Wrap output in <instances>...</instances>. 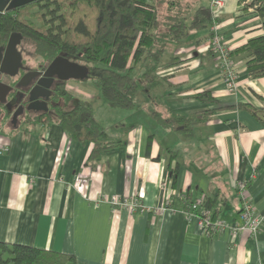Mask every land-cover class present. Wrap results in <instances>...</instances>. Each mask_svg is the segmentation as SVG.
<instances>
[{"label": "crops", "instance_id": "1", "mask_svg": "<svg viewBox=\"0 0 264 264\" xmlns=\"http://www.w3.org/2000/svg\"><path fill=\"white\" fill-rule=\"evenodd\" d=\"M209 2L152 0L158 6V23L150 29L154 59L146 66L129 60L128 66L138 77L157 66L156 78L144 95L137 93L134 109L114 119L112 128L104 126L123 146L94 164H88L93 144L70 139L56 123L0 120L1 242L72 254L80 264H264V125L244 110L225 107L264 108V76H248L251 54L245 50L264 29L256 10L224 0L211 13L210 26L184 29L176 39L168 35ZM214 33L235 67V93L227 91L219 61L209 52ZM86 91L80 94L89 97ZM201 92L212 100H199ZM181 116L204 122L187 127ZM169 158L177 168L174 187ZM249 179L246 195L259 218L255 235L207 236L200 210H188L181 195L202 197L218 219L239 223L236 184ZM113 194L138 196L150 210H117L107 200L94 206L98 197Z\"/></svg>", "mask_w": 264, "mask_h": 264}, {"label": "trees", "instance_id": "2", "mask_svg": "<svg viewBox=\"0 0 264 264\" xmlns=\"http://www.w3.org/2000/svg\"><path fill=\"white\" fill-rule=\"evenodd\" d=\"M240 3L245 9L256 7L264 29V0H240ZM157 7L152 0H37L32 6L22 7L15 17L1 12L0 33L6 39L11 32H20L35 42L47 59L64 53L87 66L90 71L87 79H93L104 102L110 107L128 111L137 106L139 90L143 86L144 89L152 86L156 78L157 66H147L138 77L128 62L141 60L146 66L147 61L154 59L156 41L150 29L158 23ZM211 24L209 7L200 6L188 24L180 20L178 25L171 27L168 35L176 39L182 36L184 29L196 31ZM245 50L251 54L246 66L248 76L263 77L264 35L251 39ZM209 52L212 54L211 49ZM173 63L177 62L173 60ZM197 98L203 102L212 100L206 92L199 93ZM72 99L73 94L66 84L57 85L52 113L42 114L32 121L56 123L70 139L80 143L91 142L94 146L88 159L91 165L102 153L123 146L122 140L113 138L99 123L90 102L79 100L71 107ZM225 107L244 110L264 125V108L246 103ZM178 120L187 127L204 122L201 116H181ZM148 147L150 140L147 154ZM170 163L171 158L167 164L168 180L174 187L177 168H171ZM207 209L211 210L210 205ZM212 212L217 218V211ZM0 264L80 263L72 254L0 241Z\"/></svg>", "mask_w": 264, "mask_h": 264}, {"label": "built area", "instance_id": "3", "mask_svg": "<svg viewBox=\"0 0 264 264\" xmlns=\"http://www.w3.org/2000/svg\"><path fill=\"white\" fill-rule=\"evenodd\" d=\"M224 0H210L209 9L210 12L213 13L217 9L223 7ZM251 10L255 11L256 7H251ZM214 29V26H213ZM212 53L216 55L220 69L223 82L227 88V91L230 93H235L237 90V74L235 67L233 66L229 50L227 47L221 42V39L214 33L210 48ZM5 152L4 148H0V155ZM249 180L239 181L236 184V190L239 195L240 200V212H239V223L231 222L228 223L225 220H221L218 218H214L211 211L207 208H204V198H198L194 201L188 197L190 196L187 193L181 195V198L184 201H188L187 209L197 212L200 210L199 224L202 228V231L207 236H216L220 233H228V234H241L245 231L249 232L250 235H255L258 230L259 218L256 212L255 207L249 200L246 195L247 183ZM30 182H33L30 179ZM170 195H175L174 192H170ZM107 200L113 209L129 211L131 213L136 212H144L148 211V209L144 204L141 198L138 196H119L116 194L106 196H100L96 200L94 206L96 207L99 203Z\"/></svg>", "mask_w": 264, "mask_h": 264}, {"label": "water", "instance_id": "4", "mask_svg": "<svg viewBox=\"0 0 264 264\" xmlns=\"http://www.w3.org/2000/svg\"><path fill=\"white\" fill-rule=\"evenodd\" d=\"M34 2L35 0H0V13L10 12L17 8L28 6ZM16 36L18 37L19 34L12 33L7 41L6 46L0 48V75L4 74L13 77L17 74L19 69H23L21 55L17 50V44L14 40ZM7 68H11L12 71H8ZM89 74L90 71L87 66L79 65L75 62H70L63 57H57L48 66L44 77H50L51 80V78L55 76L59 81H83L89 77ZM24 77L26 76H23V80ZM23 80L17 84V87L23 88L29 86V89L26 92L28 96V104L25 107L24 111L40 114L38 116H41L42 114H51L52 112L48 107L45 95L36 94L37 90L47 91L48 86H45L40 79L33 86L30 85L31 81L23 82ZM11 90L12 87L9 84L0 81V104L2 105L1 109L3 112H7V114L9 110L3 104L7 102V97ZM17 114V112H14L13 117H16Z\"/></svg>", "mask_w": 264, "mask_h": 264}, {"label": "flooded vegetation", "instance_id": "5", "mask_svg": "<svg viewBox=\"0 0 264 264\" xmlns=\"http://www.w3.org/2000/svg\"><path fill=\"white\" fill-rule=\"evenodd\" d=\"M37 0H35L34 3L28 5L32 6L36 4ZM25 6V7H28ZM18 10H13L10 12H3L5 14L10 15L11 17H15L21 8H17ZM62 14V11L59 13ZM12 33H17L19 36L15 37V43L17 44V50L19 51L21 55V62L23 69H19L17 74L13 77H10L8 75L1 74L0 75V81L9 84L12 87V90L10 91L8 97H7V102L3 105L7 107L8 114L7 112H3L1 109V104H0V120H3L5 117L11 121V123H14L15 121H25V120H30L32 117H39L37 113L33 112H27L24 111L25 107L28 104V96H27V90L29 89V86L19 88L17 87V84L22 81L23 76L24 80L23 82H28L31 81L30 85H35L36 82L40 79L45 86H48L47 91H39L37 90L36 94H44L46 102L48 103V107L51 110L52 105L55 104V94H56V86L57 85H64L70 81H59L56 79L55 76H53L50 80V77H44V74L48 68V66L51 64V62L56 59L57 57H63L67 59L70 62H75L79 65H83L82 63L78 62L75 59L69 58L66 56L64 53H59L57 54L54 58L52 59H47L43 54L39 52L38 46L35 42L30 40L28 37L22 35L20 32H11L6 39H4L3 35L0 33V48H3L6 46L7 41ZM33 43L35 45V50L33 53L29 52V50L26 49L25 45L27 43ZM30 58V59H29ZM27 60H32L35 61L34 65H29ZM8 71H12L11 68H7ZM17 112V116L13 117V113ZM52 112V111H51Z\"/></svg>", "mask_w": 264, "mask_h": 264}, {"label": "rangeland", "instance_id": "6", "mask_svg": "<svg viewBox=\"0 0 264 264\" xmlns=\"http://www.w3.org/2000/svg\"><path fill=\"white\" fill-rule=\"evenodd\" d=\"M66 12L68 10L64 9ZM26 49L29 50V52L33 53L35 50V45L31 43H27L25 45ZM30 59V58H29ZM29 65H34L35 61L27 60ZM69 89L71 90L73 94V99L70 103V106L73 107L77 104L79 100H85L88 99L90 103L93 106L95 116L97 120L105 127L112 128L111 124L113 123L114 119L122 118V116H125L126 110L113 108L108 106L103 98L101 97L99 89L95 86V83L93 79H85L83 81H73L70 80L68 82ZM83 88V89H82ZM86 88L89 92V97H85L80 92H87ZM143 91L142 95H144V88L142 87L139 90V93ZM110 110V111H109ZM128 121V119H126ZM125 120V121H126Z\"/></svg>", "mask_w": 264, "mask_h": 264}]
</instances>
